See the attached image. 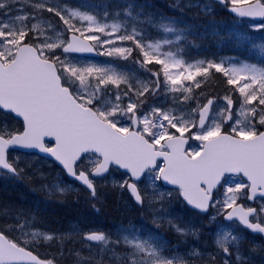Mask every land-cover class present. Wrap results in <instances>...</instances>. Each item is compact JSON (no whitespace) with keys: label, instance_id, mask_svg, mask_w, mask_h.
<instances>
[{"label":"snow or ice","instance_id":"6c2138e0","mask_svg":"<svg viewBox=\"0 0 264 264\" xmlns=\"http://www.w3.org/2000/svg\"><path fill=\"white\" fill-rule=\"evenodd\" d=\"M230 3L231 12L239 17H264V0H230ZM47 4L48 0H36L31 4L35 15L11 17L3 11L10 7V0L0 3V15L9 17L0 19V112L22 118V130L0 121V175L19 177L25 169L37 174L39 169H34L32 163L10 154L16 149L37 150V155L55 158L67 175L86 186L90 198L99 202L94 180L104 178L115 166L125 170L128 178L114 182L112 187L121 191L126 188L138 204L143 205L149 197L148 189L141 194L137 182L149 176L153 189L157 181L177 186L178 194L194 209L207 212L210 207L215 208L217 215L224 214V220L232 221L233 226L238 221L253 234H264V204L253 208L238 203L241 199L254 201L258 193L264 198V131L258 130L264 127V66L233 63L232 58L186 63L182 56L163 51L193 34L188 27H178L183 21L171 17L161 16L157 29L162 34H174L175 40L146 43L142 28L133 27L128 32L125 24L102 23L90 11L48 7ZM79 7L98 9L101 5L82 0ZM133 7L129 4L124 15L137 20L142 13L132 16ZM183 7L198 8L206 15L214 11L206 0H188ZM45 11L57 17L60 23L43 20ZM108 17L105 11L104 20ZM29 20H36V23L29 25ZM148 23H152L151 16ZM61 25L57 40L49 42L51 38L46 31L56 32ZM258 27L264 29V23ZM233 35L238 44L250 41L246 34ZM125 41L132 42V47L117 46V42ZM105 46L107 50L100 53L102 55L132 60L141 69L148 65L160 66V70L151 73L155 79L150 83L137 81L134 84L131 76L117 71L113 65L78 66V62L74 63L67 56L91 53L96 47ZM251 47L264 53V43L251 42ZM57 49L62 50L65 59L55 55ZM134 52L138 57L135 60L132 59ZM261 63L264 64V60ZM212 70L223 74L228 85L236 86L231 89L232 93H239L236 101L232 95L224 96V107L219 108L218 113L215 97L207 99L202 106L197 100L198 107L191 111L198 113V122L186 118L183 112L175 114V109L149 105V96L163 98L162 104L169 95L175 98L177 93L185 102L194 99L193 88L186 87L184 82L192 81L195 88H200L202 80L213 75ZM121 85L125 90L121 91ZM112 86L115 87L114 102L106 99ZM124 99L128 101L126 105L122 103ZM237 101L239 109L234 118L233 107ZM225 124H229L230 130H224ZM173 129L175 131H171ZM45 138L53 139L46 143ZM188 138L199 141L198 147L187 149ZM240 174L248 183L234 181L233 178ZM40 175L43 178V174ZM221 188L223 199H216ZM42 190L49 195H65L72 191L60 183L42 185ZM156 202L163 204L162 198L150 201ZM159 212L168 215L163 207ZM21 215L23 213L15 217L16 226L0 227V264H53L52 260L39 258L30 247H38L41 241L45 244L56 241L62 246L72 236L96 242L102 254L112 251L110 246L123 244L132 250V257H141L133 258L131 264H173L175 259H166L160 254L165 247L162 241L151 235L142 239L135 234L139 230L133 227L119 229L115 241L103 231L84 232L81 237L80 230L75 228L71 233L60 234L40 230L26 232L30 224L21 222ZM168 223L183 235H198L192 225L174 224L172 220ZM6 231H19L29 238L9 239ZM245 240L243 234H236L231 228L217 232V249L228 256L224 264H229L233 255L235 264H251L250 257L244 255ZM230 247L233 252L229 251ZM261 248L264 245L256 244L251 252ZM75 255L77 264H83L86 258L78 252ZM113 255L116 256L114 251ZM209 259L215 264V256L209 254Z\"/></svg>","mask_w":264,"mask_h":264},{"label":"rangeland","instance_id":"374dc122","mask_svg":"<svg viewBox=\"0 0 264 264\" xmlns=\"http://www.w3.org/2000/svg\"><path fill=\"white\" fill-rule=\"evenodd\" d=\"M5 0L0 1V3H4ZM185 1V0H184ZM188 1V0H187ZM207 2V1H206ZM210 3V2H209ZM48 6H59V7H68L71 9H78L77 7L71 6L69 4H66L65 2H61L60 0H48ZM213 7V6H212ZM81 11V10H80ZM7 13L11 14V17H17V16H24V15H29L28 11L25 9L24 6L22 5H16L12 7V9H9ZM149 17V16H147ZM9 17L0 15V19L7 20ZM98 18V17H97ZM130 18V17H129ZM42 19L45 21H51L55 23L50 17H44L42 16ZM100 19V18H98ZM102 23H108L112 24L115 22L110 23L108 20L100 19ZM124 21L127 22V20L124 19ZM29 25L32 23H36V20H29L28 21ZM77 26H80V22L76 21ZM125 23V22H124ZM17 24H19V21H17ZM253 28L259 29L257 24L251 23L250 24ZM42 27L47 28L46 25H42ZM61 28H57L56 32L52 31H46V35L49 36L51 39L49 42H52L53 40H57V33L61 32ZM63 38V37H61ZM148 43L149 41H145ZM117 46H122L125 47V43L117 42ZM102 52L107 50V47H99ZM230 48V47H227ZM69 59H72L74 63L78 62L79 65H96L98 67H106L109 65L115 66L117 71H122L126 72L129 76L132 77V82L135 84L137 81L140 82H145L144 79H146V69H141L136 66H128L127 63L122 62V60H117L114 57H108L103 55L102 58H89V57H84V56H79V55H73V54H67ZM223 57L228 58L227 55H223ZM61 59H65V55L61 56ZM200 60H216L213 57L211 58H203V59H196L195 61H191L188 63H194L196 61ZM217 62V61H216ZM227 66V65H226ZM197 80H202L201 77H197ZM204 80V79H203ZM202 80V81H203ZM194 82L190 81L189 83H185L186 87H192ZM125 90V89H124ZM123 91V90H121ZM115 93V87H111V92L109 95L106 97V99L111 100L114 102V94ZM163 98H156L150 100L148 103L150 106H162L166 109L172 110L175 109V114L179 115L181 112L185 115L186 118H191L196 120L197 113H192V109L201 106L200 100L196 97L194 99L189 100L187 102H183L182 96L177 93L175 94V98H173L171 95H169L166 99V101L162 104ZM198 100V103H197ZM127 100L124 99L122 103L124 105L127 104ZM255 103V102H254ZM218 108H216V111L218 113L219 108L224 107V101L223 97L218 100ZM238 108L233 107V116L234 118L237 116V110ZM145 111L148 109L145 108ZM243 119V117H240ZM0 121H5L7 122L13 129L16 128V123L10 118V116H5L2 112H0ZM229 128V124H225ZM230 129V128H229ZM171 131H175L174 129ZM197 131L196 129H193V132ZM199 141L193 140V143L190 147V150L195 149L199 145ZM13 157H19L22 160L28 161L33 164L34 169H39V172L37 174H33L32 169H25V174L27 176H30L33 179V182L36 184L37 187H39L42 190V185L45 184H50V183H60L61 186H69L71 189L74 186H71L64 178L63 174L61 171L53 165L51 162H48L44 159H41L37 157V155H21L19 153H15ZM40 173L43 174V178L41 177ZM127 175L124 173H121L117 170H114L111 172L109 175L105 176L102 179H96L95 182L97 184V187L100 189L99 191V196H100V201L104 202L105 200H112L114 204L111 206L113 210H122L123 213H114L113 212V220L114 225L117 226V228L113 231H109L106 235H108L111 240H117L118 239V230L121 228H129L133 227L135 228L134 221H132L133 218H138L137 213V208L131 203V201L127 198L126 194V188L121 191L119 188H113L112 185L114 182H120L124 179H127ZM235 182H238L236 178H233ZM142 190L144 192V189H148V197L149 199L146 200V204L144 211H150V209L154 210L152 213L150 211L149 217L152 214L154 219L157 220L158 222H163V226H168L169 229H172L175 234H177L181 240L184 241H189L191 246L183 244L182 241L173 239V238H167V240L162 241L165 247L161 250V255L166 258V259H175L173 260V264H210L211 261L209 259V254H208V241L206 239H200L199 237V229H200V224L198 222V216H196L193 212L187 210L185 207V210L183 208V204L179 201L178 199V192L175 189H165L162 188V186L159 184V181L155 183V188H152V179L149 176H146L144 183H141ZM74 190V189H72ZM44 191L45 194L48 196H56L60 194H54V195H49L47 191ZM70 192V191H69ZM68 192V193H69ZM153 192L155 195H153ZM126 193V194H125ZM145 194V193H144ZM151 196H150V195ZM157 198H162L163 204L156 202V203H150V201H155ZM222 200L223 199V189L222 192L220 193L219 198ZM48 200V199H47ZM51 200V199H49ZM105 206V205H104ZM163 207L164 212L168 213V215H165L163 213H160L159 210ZM106 208V207H105ZM131 213V217L128 216V214ZM111 214V213H108ZM212 217H216V220L213 221ZM6 219H11L10 215L5 216ZM89 218V217H87ZM169 220H172L174 224H184V225H192L195 227V229L198 230V235L192 236V235H183L181 233H178L174 227L170 226L168 223ZM208 220L213 226L215 225L216 230L211 232L212 239H213V244H215V239H216V234L217 232H226L230 228L231 230L236 233L237 229V224L235 226H230L229 223L225 222L221 214L218 216L217 215V210L213 208L212 212L208 215ZM76 220H71L68 221L66 224L61 225H54L51 227H37L36 225H30L25 229L26 232L34 231V230H40L43 232H52L56 234L60 233H71L73 229H79L80 230V235L82 237L84 232H89L91 227L94 228H101L98 225L88 227L90 224H95L93 222L87 224H81L80 222L78 224L75 223ZM8 225H12L13 223L8 220L7 221ZM17 225V222H15V226ZM13 226V225H12ZM236 228V229H235ZM136 229V228H135ZM135 234L139 235L142 239L147 238L149 235L159 239L160 237L157 235V233L150 227H147L146 232H140L142 231V228L138 229ZM16 234L23 240L28 239L29 237L27 236H22L19 231L16 232ZM124 233H120V235H123ZM121 246V244H119ZM67 246V251L69 249L73 250L77 249L79 250L80 256L86 258L83 261V264H97V261L101 262V264H104L103 262H106V264H131V260L133 258L140 259L141 257L138 255L137 257H132L130 255L131 249H129L127 246H125V250L122 252H119L118 249L112 247V251H107L101 253V248L97 246L96 242H85L83 241L80 237L72 236L68 240L64 242V244L61 246L59 243L56 241L51 242L50 244H45L41 241L40 245L38 246L41 250L45 251L46 253L53 252L54 253H59L61 256V250H63ZM79 246V247H78ZM111 247V246H110ZM211 248H217L211 247ZM113 251L116 253V256L113 255ZM194 253H200V255H195ZM70 254V252L68 253ZM66 253V256H68ZM217 253H213V255H216ZM220 254L224 255L225 258H228L227 254L223 253L222 250H220ZM117 257H120V259H117ZM126 257V259H125ZM72 264H77V260L71 262ZM251 264H264V260L261 259H253L251 260Z\"/></svg>","mask_w":264,"mask_h":264},{"label":"trees","instance_id":"16d2710c","mask_svg":"<svg viewBox=\"0 0 264 264\" xmlns=\"http://www.w3.org/2000/svg\"><path fill=\"white\" fill-rule=\"evenodd\" d=\"M108 3L111 0H99ZM118 1V2H117ZM121 1V0H120ZM119 0H112L115 5H119ZM129 1V0H125ZM135 4L144 3L150 5L154 3L153 0H130ZM129 1V3H131ZM225 17L230 21V15L223 11ZM210 23H224L226 19L214 18L206 20ZM226 82L220 78L215 82V86L211 87V91L217 90L219 92L229 91L230 88L226 87ZM40 192H38L32 180L25 176L14 177L11 175L0 176V216L9 214H28L31 216H39L47 221L64 220L71 217L73 214L82 211L89 206L90 198H83L78 196L73 198H55L46 200Z\"/></svg>","mask_w":264,"mask_h":264},{"label":"bare ground","instance_id":"6f19581e","mask_svg":"<svg viewBox=\"0 0 264 264\" xmlns=\"http://www.w3.org/2000/svg\"><path fill=\"white\" fill-rule=\"evenodd\" d=\"M114 204V202L112 200H106V203H105V207L107 209H112V205Z\"/></svg>","mask_w":264,"mask_h":264},{"label":"water","instance_id":"95a60500","mask_svg":"<svg viewBox=\"0 0 264 264\" xmlns=\"http://www.w3.org/2000/svg\"><path fill=\"white\" fill-rule=\"evenodd\" d=\"M92 53V52H91Z\"/></svg>","mask_w":264,"mask_h":264}]
</instances>
